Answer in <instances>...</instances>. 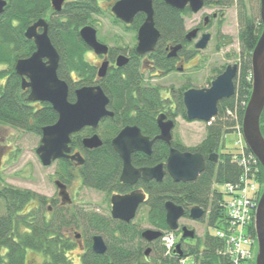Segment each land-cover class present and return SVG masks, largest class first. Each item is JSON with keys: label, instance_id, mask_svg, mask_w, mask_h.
Returning a JSON list of instances; mask_svg holds the SVG:
<instances>
[{"label": "flooded vegetation", "instance_id": "obj_1", "mask_svg": "<svg viewBox=\"0 0 264 264\" xmlns=\"http://www.w3.org/2000/svg\"><path fill=\"white\" fill-rule=\"evenodd\" d=\"M1 1L6 2V6L4 7L3 12L0 14V23L8 25L9 10L12 7L13 1L0 0V2ZM118 1L120 0H64L60 11H56V9L53 6L52 0H50V5L52 10L45 17L39 18L38 20L28 25L25 29H23V33L25 37V32L29 27L34 25L39 20H45L46 23L48 24V36H49L51 22L63 18L64 17L63 12L65 11V9H67L69 5L82 2L83 4H85L87 8L89 7V10L91 11L90 22L78 29L79 39L81 40L82 48L84 50L83 59L84 62L88 65L87 72H79L67 68L66 72H67L68 80L61 78L59 76V69L62 65L61 49H59L53 44L50 36L49 38L52 46L54 47V49L56 50L59 56V64L57 69L58 78L61 81H64L68 86V90H69L68 100L71 94L74 95V99L71 101L69 100V102L70 103L76 102L77 99L76 92L78 90L83 88H97V87L102 89V91L109 100L108 105L106 107L108 115H106L104 118L100 120L97 128L86 127L80 133H77L71 137V144H70L71 152L69 156L72 157L76 154H80V156L84 160V163L79 165L77 160H72L70 158H62L60 160L53 162V164L55 163L61 164V162H65L68 164L66 172L61 171L60 173L56 174L57 176L56 179H54V186L56 187L55 182L60 181L66 187L67 193L71 199V203L65 206L62 204V199L59 196L60 190L57 187L56 189L58 191L57 196L59 198V201L52 198L50 202L52 204L59 205L60 207L63 208H70L71 210H75L74 211L75 213L73 212L71 215L78 219L82 218V222L70 223L69 228L66 229L65 231V234L69 239V241L72 244H74V248H78L80 251L78 258L80 264L83 263V259L86 256V254L89 253V251L93 255L104 256L108 254L109 251L120 248L121 242L123 241L124 237L120 238L121 232H119L117 228V224L131 225L132 227H134L135 229L141 232L140 234L141 248H140V257H139L140 261L129 262V264H152V259L157 257V255L158 256L161 255V251H159L158 249L160 250L163 249L164 251L165 248L164 239L167 235H172L175 238V244L176 245L180 244L181 250L184 253L183 257H180L178 254L175 253V251H173V254H171L168 258L181 259L182 264H187L186 259L190 255L194 256L195 258L197 257V255L202 257V259L204 258L203 256L205 254V250L207 249L205 247L204 242L207 236L210 235L216 238L215 234L217 230L218 229L224 230L227 226V222L221 227L212 228L209 225V217H210L209 209H204L200 206H192V207H188L187 209L183 207L185 210V215L180 220L185 219L187 221H191L199 224L202 223L206 224L208 228L215 230V234L212 235L209 232H205L204 230L203 237L202 238L198 237L194 229L189 228L188 226L185 225L180 226L179 225L180 220L178 222L179 229L177 231H172L167 224L165 205L166 203L173 201L166 200L164 204V209H165V222L168 227V230H159L153 227L152 225H150L147 220L149 213V208L147 203L150 199L148 188L150 189V186H152L153 183H162L166 178H170L174 183L176 182L171 178V176L168 173H166L161 182H158L156 180L145 181L141 177L135 183H133L130 182L133 180V177L130 176L128 177L129 183H124L123 181H121V177L123 175V170H124V160L114 148L113 141L116 140L121 134V132L124 131L126 128H138L141 132V135L144 138H147L150 142L154 141L151 146V154L148 155L144 151H137L131 154L130 156L131 164L133 168L136 170L144 169V168H153L158 165H164V171H167V167H166L167 160L170 156L171 150L173 149L182 153H192V154L199 153V152H194L192 150H194L200 144L192 148H187L182 143H179V141L175 138V129L177 127L178 124L177 120L179 118L188 122H199V121L188 120L187 110L184 103V94L189 90L197 89V88H195L192 85H186V84L180 88H175V87L164 88L158 85L155 86L153 82L155 79L169 77L172 74H178L183 78H186L188 80H193L194 77L197 75V73L201 71V69H197L198 68L197 63L199 61H202L201 56L204 52L211 49L212 46L214 47L213 49L216 52L221 51L222 50L221 47H227L232 42L225 30L226 28L225 19L228 16L229 9L233 7L238 17L239 32H240V27H241L240 15H239L240 6H241L240 3L245 2V0H203V7L198 12L193 11L191 7V1L188 2L184 8H177L171 6L165 0H160V4L162 5L161 7L163 8V10L167 8L177 11V15L181 20V24H182L181 28L179 29V33L174 34L172 37L169 38L165 36L163 37V31L161 27L157 25L155 18L154 0H149L152 2V6L154 9L155 28L159 32L160 36L154 49L145 52L143 54L138 52V47L140 43L139 32L146 23L147 14L145 12H138L130 23L124 22L123 20L119 19L116 16V14L113 12V9L115 5L118 3ZM196 16H198V21L193 22ZM99 18L102 19L106 18L107 21L110 22L112 26H114L115 28L119 29L122 32L123 36L122 35L114 36L113 39L111 40L112 42L110 43V45L108 44L109 42L105 38L104 39L107 42L100 41L98 39V33H99L98 24L100 25V23H98ZM86 27H90L96 31L97 41L99 44H101L107 49L106 53L97 54L96 51L93 50L90 46H88L86 42L81 38L80 31ZM37 31L38 33H42L43 28H38ZM25 40L33 43L34 50L32 54L27 58L24 57L18 58L14 63V65L11 67L6 64L1 65L0 67L3 68L4 71H9V69H13L14 74H16L20 79V89L22 94L25 95V93H27V97L29 100V95L31 91L29 88L26 89L23 88V79H25L27 82H29V80L26 77H21L15 72V66L18 61L26 60L30 58L37 51L36 44L33 39H28L25 37ZM238 40H239V33H238ZM62 41L66 42L64 39H62ZM159 45H160V50H158ZM203 45L204 48L202 47ZM89 53L94 54V56L98 59L97 63H92L89 61V59L87 58V55ZM238 57L239 60L238 62H236V64L227 66V67L229 66L233 67L234 65H237L238 71H237V76L235 78V82L236 79L238 78L241 69L242 60L243 58L246 57V51H244L241 48V46ZM120 59H124L125 63H123L122 65H118ZM195 61L196 64H194ZM43 62L47 63L48 60L43 59ZM227 67L224 66L223 70H217L216 72L218 73V76L223 74L226 71ZM92 73H94L93 76ZM102 74L103 76H101ZM218 76L215 79H213L212 82L210 81L209 83L210 88L212 83L218 78ZM10 78L11 75L6 74L2 79H0V81H3L1 86L4 87L9 82ZM119 81L124 83L130 82L129 91L131 92L132 95L131 98L133 102H132V106L129 108H126L125 107L126 103H123L121 101L123 97H121V95H118L113 91V85ZM197 90H202V89H197ZM180 93L182 94V100H179ZM155 96L159 97L160 101H157L155 103L154 102ZM29 102L37 109H40L45 104L50 105L49 103L46 102H32L30 100ZM126 110H128V112H126ZM160 119L163 120L164 122L171 121L173 124V128L171 130L170 143H167L164 140L157 139L158 137L161 136V128L159 125ZM154 121L156 124L157 133L154 135H148L141 127V124L149 125ZM99 129L103 130L104 132L103 135L101 134V132L100 134L98 133ZM37 136L40 137V144H39L40 146L42 140V133L41 135H37ZM94 136H98L99 139L101 140L102 143L101 147L95 149L85 148L84 140L90 139ZM132 141L133 142L135 141V137H132ZM132 141L128 142L124 146L126 150H128V148L131 146ZM105 146H109L113 154H115V156L119 158L120 167H119V172L117 174V181H118L117 186L101 191L93 187H90L84 183V175L81 171V168H83L84 165L86 164V158L89 152L98 150ZM143 147L146 149V146ZM159 149L160 151L157 152ZM2 155L3 154L0 153L1 164L3 158ZM154 155H157L159 159L156 158L154 161L153 159L152 161H149V158H153ZM163 156H166L165 159L160 158ZM212 156L209 158V160L214 163H217L219 157L217 161H215L212 158ZM77 182L79 184H82L85 188L92 189L107 195L108 199H107L106 213H101V214L92 213V212L86 213L85 210L83 211L80 210L77 206H73L75 203L73 196L76 197V195H75V190L72 193L73 195L70 193V191H71V187L72 189L75 188ZM214 187L213 190L220 193ZM3 188L4 187L0 189V194L3 191ZM139 192L145 194L146 200L143 204L140 205L138 211L142 207L147 208L146 220L153 229L141 230L135 224H133V221L136 219L138 212L135 218L129 223L113 218L112 215L113 197L128 196L133 193H139ZM220 194L222 195V202H221L222 205L225 202V198H224V194L222 193ZM45 198L47 204L49 200L47 197ZM173 203L176 204L175 202ZM34 204H36L37 207H33ZM30 206H32L33 209H38L39 204L37 201H35V203L31 204ZM194 207H200L203 210V215L200 219H193L190 217V210ZM47 211L49 214H51L53 212V208L48 207ZM88 218H97L98 220H100L99 224L101 225L97 226L88 223L87 222ZM109 224H110L109 227H111L112 230L115 229L114 231H111V229H106ZM81 227L85 228L83 234L76 231L79 230ZM97 227H99V229ZM183 228H187L189 231L194 232L195 235L194 238L183 239V231H182ZM147 230L160 232L161 236L158 239L153 240L152 242H148L142 237V234ZM90 232H95V235L89 237L88 234ZM111 233L112 235H110ZM77 234H79L81 237L77 238L76 236ZM96 236L102 237L107 247V251L103 255H98L93 251V243H94V238ZM180 236L181 238L177 243V238ZM130 240H132L131 235L127 237L123 246H125L126 249L132 251L136 249L138 239L135 238L133 241ZM197 240L199 243L202 242L203 244L204 250L202 252H199V250H197L198 248L193 250L194 242ZM219 241L222 243V248L217 251L216 255H218L221 259H223L224 264H231V259L228 254L225 255L220 254L221 252L224 251V249H226V245L222 240ZM73 249L67 251V255H66L67 258H68V253L71 252ZM148 250H150L149 254H147ZM193 251H196L194 252L195 254H191V252ZM196 264H200V263L196 262Z\"/></svg>", "mask_w": 264, "mask_h": 264}, {"label": "trees", "instance_id": "obj_2", "mask_svg": "<svg viewBox=\"0 0 264 264\" xmlns=\"http://www.w3.org/2000/svg\"><path fill=\"white\" fill-rule=\"evenodd\" d=\"M12 1L8 25L0 23V66L6 64L11 67L18 58H27L32 54L34 45L25 40L23 29L39 18L45 17L52 10L50 0ZM154 4L156 22L163 31V37L169 38L179 33L182 24L177 11L167 8L163 10L160 0H154ZM240 5L239 42L241 48L246 51V57L242 60L241 69L235 82L236 94L232 98L220 102L217 117L210 125L206 126L204 140L192 150L204 156L205 171L193 182L174 183L170 178H166L162 183H153L150 189L148 188L150 199L147 203L149 208L147 220L150 225L159 230H168L164 209L166 200H172L185 209L192 206L209 209V225L212 228L221 227L227 221L226 211L221 206L222 195L214 191L213 187L215 184L236 183L242 174L239 165L233 163V155L222 153V150L225 148V136L233 133L236 122L242 123L252 89L251 56L262 33L260 18L247 12L244 2H241ZM63 14V18L51 22L49 36L53 44L61 49L62 65L59 69V76L68 80L67 68L79 72L88 70V65L83 59L84 50L79 39L78 29L90 22L91 11L85 4L79 2L69 5ZM62 39L66 42H63ZM158 50H160V45ZM6 74L11 75V78L4 87L0 86V125L9 126L27 134L41 135L44 127L57 122V113L47 104L40 109L34 107L29 102L27 93L22 94L20 79L14 74L13 69L0 70V79ZM129 85L130 82L121 81L113 85V91L123 97L121 101L126 103V108L131 107L133 102ZM73 99L74 95L71 94L69 100ZM179 100H182L181 93ZM157 101L160 99L155 96L154 102ZM235 114L237 117L233 119ZM141 127L148 135L157 133L155 121L149 125L141 124ZM260 127L264 137V111ZM159 151L160 149L157 152ZM215 154L219 155L217 163L209 160ZM165 157L160 158L165 159ZM156 158L159 159L157 155H154L153 158H149V161L152 159L154 161ZM60 166L62 171L66 172L68 164L61 162ZM119 167L120 160L113 154L109 146L89 152L86 164L81 168L84 183L101 191L117 186ZM261 170V180L264 182V170ZM0 201H2L5 211L4 215H0V264H26L28 251L43 255L45 257L44 264H72L66 255L67 251L74 248V244L69 241L65 231L69 228L70 223L82 222V218L78 219L71 215L75 210L57 208L54 204L53 212L47 216L45 212H42L46 205L45 197L11 186L3 188ZM35 201L39 204L38 209L31 208V211L27 213V208ZM87 222L92 225H101L97 218H88ZM109 226L110 224L106 229H111ZM97 228L99 229V227ZM117 228L121 232L120 238L124 237L120 248L109 251L104 256H96L89 251L82 264H129V262L140 261L141 232L131 225L117 224ZM114 230L111 229V231ZM253 231L255 232L254 229ZM129 235L132 239L130 241L138 239L136 249L132 251L123 246ZM204 243L207 248L204 258L200 260V256L197 255L196 262L224 264L223 259L216 255L217 251L222 248V243L210 235L207 236ZM158 250L161 251V255L153 258L152 264H182L181 259L163 257V249ZM194 252L196 251L191 254H195Z\"/></svg>", "mask_w": 264, "mask_h": 264}, {"label": "water", "instance_id": "obj_3", "mask_svg": "<svg viewBox=\"0 0 264 264\" xmlns=\"http://www.w3.org/2000/svg\"><path fill=\"white\" fill-rule=\"evenodd\" d=\"M165 1L177 8H184L191 1V7L195 12H198L203 7V0ZM52 2L56 11H60L64 0H52ZM5 6L6 2L1 1L0 14ZM113 12L119 19L127 23H130L138 12H145L147 20L139 32L140 43L138 52L143 54L154 49L160 34L155 28L154 9L151 1L120 0L115 5ZM260 20L262 33L252 53V91L242 121V132L247 148L255 155L264 169V137L260 127V120L264 111V0H260ZM38 28H43V32L38 33ZM80 36L97 54L106 53L107 49L98 43L94 29L90 27L83 28L80 31ZM25 37L34 40L37 51L30 58L18 61L15 66V72L21 77L28 78L29 82L23 79V88L30 89L29 100L49 103L58 115V120L54 125L42 129L41 145L36 150V153L44 167H50L53 162L62 158L77 160L78 164L81 165L84 160L80 154L69 156L71 152V137L80 133L86 127L97 128L100 120L108 115L106 107L109 100L99 87L83 88L76 92V102L70 103L68 100V86L57 75L59 56L48 36V24L46 21L39 20L29 27L25 32ZM202 47L204 48V45ZM43 59H47L48 62L44 63ZM123 63H125V60L120 59L118 65ZM237 71V65L229 66L212 83L211 88L192 89L184 94V103L189 121H200L210 124L215 119L218 115L219 103L235 95ZM159 125L161 136L157 139L170 143L171 130L173 128L172 122H164L160 119ZM132 137H135L134 142ZM130 141H132L131 146L126 150L124 146ZM153 142L144 138L138 128H126L113 141L114 148L124 160L121 181L129 183L128 177L132 176L133 180L130 182L133 183L141 177L145 181L156 180L161 182L164 175L168 173L176 183H188L195 181L205 171L206 160L203 155L199 153H182L174 149L171 150L167 160V171H164V165L139 170L134 169L131 164V154L137 151H144L148 155L151 154ZM101 145L102 143L98 136L84 140V146L87 149L99 148ZM143 146H146V149ZM212 158L217 161L218 155L215 154ZM55 185L60 190L59 196L62 199V204L64 206L70 204L71 199L66 187L60 181L55 182ZM145 200L146 196L141 192L128 196H114L112 199L113 218L127 223L131 222ZM165 208L169 228L172 231H177L179 229L178 222L185 215L184 208L173 202L166 203ZM202 215L203 210L200 207H194L190 210V217L193 219H200ZM255 230L258 240L256 264H264V192L257 208ZM182 231L183 239H193L195 236L194 232L189 231L187 228H183ZM76 236L77 238L81 237L79 234ZM160 236V232L152 230H147L142 234V237L148 242H152ZM93 251L98 255L106 253L107 247L102 237L96 236L94 238ZM149 252L150 250L147 251V254ZM175 252L180 257L184 255L180 244L176 246Z\"/></svg>", "mask_w": 264, "mask_h": 264}, {"label": "rangeland", "instance_id": "obj_4", "mask_svg": "<svg viewBox=\"0 0 264 264\" xmlns=\"http://www.w3.org/2000/svg\"><path fill=\"white\" fill-rule=\"evenodd\" d=\"M247 6V12L254 17L260 18V0H245ZM198 21V16L193 22ZM236 11L233 8L229 9L228 16L225 19V30L232 41L229 46L221 47V51H215L213 46L208 51L204 52L201 56V60L197 63V69H201L200 72L194 77L193 80H188L179 76L178 74H172L169 77L155 79L153 84L155 86H162L164 88L175 87L180 88L183 85H192L197 89L210 88V81L212 82L218 76L217 70H223V67L236 64L239 60L240 45L238 40L239 23ZM100 25L98 24L99 33L98 39L100 41L112 42L114 36H120L122 32L111 25L106 18H99ZM129 37V36H128ZM105 38V39H104ZM127 38V37H125ZM129 39V38H128ZM105 41V42H107ZM224 48V49H223ZM87 58L92 63H97L98 59L93 53H89ZM196 64V61L194 62ZM3 70V68H0ZM3 81H0V86ZM178 124L175 129V138L187 148H192L200 144L206 136V124L201 122H188L183 119L177 120ZM103 135V130L99 129L98 133ZM238 135L236 133L228 134L224 140L225 148L222 153L235 155L238 153L239 146L237 145ZM40 144V137L33 134L23 133L9 126L0 125V153H2V164L0 167V189L5 186H11L20 190H28L43 195L48 198L49 202L42 209L45 215L49 216L47 212L48 207H53L54 204L50 202L52 198L59 201L57 196V189L54 186V179L56 174L62 171L60 164L55 163L51 167H44L36 154V149ZM3 147V148H2ZM76 188V189H75ZM70 193L75 190L76 197L73 196L75 203L73 206H77L80 210H85L86 213H106L107 208V195L101 192H97L92 189L85 188L82 184L75 185ZM217 191L224 194L226 200L229 199L225 194V188L222 185L215 187ZM73 195V194H72ZM0 201V215H4L5 211ZM57 208L59 205H55ZM33 207H37L36 204ZM32 206L27 208V213L31 211ZM147 208L142 207L137 214L136 219L133 221L139 229H153L146 220ZM203 224V223H202ZM199 224L185 219L180 220V226H188L196 231L198 237H203L204 230L214 235L215 230L208 228L206 224ZM83 234L84 227L76 230ZM89 237L95 235V232H90ZM181 236L177 238L179 242ZM198 248L199 252L204 250L202 242L198 240L194 242L193 250ZM79 249L74 248L68 253V259L72 264H80ZM190 253V252H189ZM188 253V254H189ZM165 257V254H164ZM202 257H200V260ZM45 257L39 253L28 251L26 264H44ZM187 264H196V258L190 255L186 259ZM250 264V262L245 263Z\"/></svg>", "mask_w": 264, "mask_h": 264}, {"label": "built area", "instance_id": "obj_5", "mask_svg": "<svg viewBox=\"0 0 264 264\" xmlns=\"http://www.w3.org/2000/svg\"><path fill=\"white\" fill-rule=\"evenodd\" d=\"M237 164L242 168V174L236 183L225 185L229 199L221 205L228 217L227 226L224 230H218L216 233L217 237L226 245V249L220 254H228L231 264H243L253 256L255 240L249 229L254 224L262 194L257 159L243 149L237 159ZM174 245L175 238L172 235H167L164 239L167 255L172 254Z\"/></svg>", "mask_w": 264, "mask_h": 264}]
</instances>
